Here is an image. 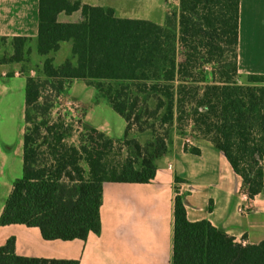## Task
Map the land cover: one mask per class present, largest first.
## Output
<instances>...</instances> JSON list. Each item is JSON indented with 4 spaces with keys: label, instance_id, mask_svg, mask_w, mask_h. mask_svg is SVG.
<instances>
[{
    "label": "trees",
    "instance_id": "16d2710c",
    "mask_svg": "<svg viewBox=\"0 0 264 264\" xmlns=\"http://www.w3.org/2000/svg\"><path fill=\"white\" fill-rule=\"evenodd\" d=\"M239 2L178 0L177 12L157 25L118 19L112 9L80 0H38L35 49L44 60L40 75L26 79L22 175L13 183L0 227L38 228L44 241H85L98 234L103 184L153 181L175 125L182 131L189 124L197 139L224 154L249 201L259 195L264 190V76L237 82ZM78 11L81 22L58 21L60 14ZM62 44L70 45L71 57L54 66L49 56ZM11 47L0 64L28 62L30 40L13 38ZM70 81L107 83L104 98L126 124L118 141L130 151L124 161L98 165L115 142L94 128L79 147L67 145L71 128L50 115L53 99ZM95 88L101 92L102 84ZM131 131L150 132L153 138L141 145L129 139ZM185 150L200 153L188 144ZM0 264L78 263L18 257L10 238L0 247ZM173 264H264V242L241 247L207 221L190 223L177 195Z\"/></svg>",
    "mask_w": 264,
    "mask_h": 264
},
{
    "label": "crops",
    "instance_id": "0c3cea01",
    "mask_svg": "<svg viewBox=\"0 0 264 264\" xmlns=\"http://www.w3.org/2000/svg\"><path fill=\"white\" fill-rule=\"evenodd\" d=\"M80 1L83 5L112 9L118 19L163 25L167 15L160 0ZM58 21L79 23L81 13L60 14ZM37 34L38 0H0V55L12 54L13 38L30 40V54H36ZM66 45L70 48L69 44L61 47ZM236 54L240 83H246L249 76H264V0H240ZM20 70L19 64H0V101L12 90L14 82L21 80ZM25 83L19 87L25 88ZM76 89L78 94L90 91L93 95L95 91L80 86ZM90 125L113 139L102 124ZM125 128L121 137L115 139L123 138ZM187 142L199 150V155L185 150ZM14 156L20 157L23 165V140L13 153L0 145V216L14 181L20 178L10 176L8 169ZM156 168L149 184H103L100 232L89 234L85 241H44L38 228L12 225L0 227V247L14 238L15 255L21 258L78 264H173L177 195L184 200L190 223L207 221L241 247L264 242V190L249 201L241 192V178L212 144L201 139L190 142L174 133L170 135L167 154L156 162ZM243 207L249 208L247 213L240 212Z\"/></svg>",
    "mask_w": 264,
    "mask_h": 264
},
{
    "label": "rangeland",
    "instance_id": "374dc122",
    "mask_svg": "<svg viewBox=\"0 0 264 264\" xmlns=\"http://www.w3.org/2000/svg\"><path fill=\"white\" fill-rule=\"evenodd\" d=\"M160 3L162 8L166 11V14H172L178 10V0H160ZM0 56L3 58L5 55L1 54ZM49 58L53 60L54 66L63 64L66 60L70 59L69 46L66 45L61 47L57 53L50 55ZM43 60L44 59L32 53L28 57V62L19 64L21 65L19 74L21 80L14 82L12 90L7 92L0 101V145L7 152L11 151V153H13L15 151L23 135V108L25 96L24 88L19 86L23 81H26L28 77L37 78L38 75H40ZM219 70L220 66L216 63L217 78L219 77ZM236 79L237 82L240 83V78ZM244 83L245 82H241L240 84ZM99 84H102L101 92H97L95 88ZM79 86L86 90L93 88L95 91H92L93 95L90 94L91 92L89 90V93L81 92L78 94L76 88ZM107 89V83L104 84L94 81L78 83L74 81L66 82L59 98L53 99V109L50 115L52 120L62 119V121L71 128V138L67 141L68 146L79 147L82 140H87L88 130L92 128L90 124H102L104 128H108L110 135L113 137L111 140L115 143L109 155L99 162L98 165L116 164L117 162L124 161L125 158L130 155L129 149L123 144L118 143L119 139H115L121 137L125 128V122L111 109L104 98L103 92H106ZM149 107L151 109L154 108V102L151 100L149 101ZM177 128V125L173 126L170 129V135L176 133L185 137L186 140L190 142L197 139L196 135L192 132V126L189 124L186 125L182 131ZM99 132L102 133V131ZM152 138L150 132L138 134L131 131L129 134V139H135L141 145H145L148 141L152 140ZM188 145H190V143H188ZM81 167L85 169L87 174L89 170L87 165L82 162ZM8 169H10V176L21 177V158L14 156V160L10 167L8 166Z\"/></svg>",
    "mask_w": 264,
    "mask_h": 264
},
{
    "label": "built area",
    "instance_id": "2783aa9c",
    "mask_svg": "<svg viewBox=\"0 0 264 264\" xmlns=\"http://www.w3.org/2000/svg\"><path fill=\"white\" fill-rule=\"evenodd\" d=\"M187 143H189V142H187ZM244 196H246L245 194H243ZM247 197V196H246ZM248 210H249V208L248 207H243V208H240V212L241 213H247L248 212Z\"/></svg>",
    "mask_w": 264,
    "mask_h": 264
}]
</instances>
